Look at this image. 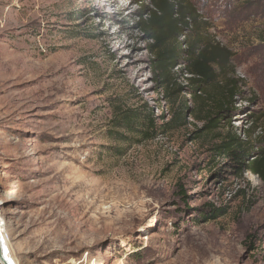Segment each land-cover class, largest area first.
<instances>
[{
	"label": "rangeland",
	"instance_id": "1",
	"mask_svg": "<svg viewBox=\"0 0 264 264\" xmlns=\"http://www.w3.org/2000/svg\"><path fill=\"white\" fill-rule=\"evenodd\" d=\"M181 1L239 84L213 130L186 64L170 86L154 72L149 0H0V221L17 264H264V183L217 150L264 149V0ZM145 106L168 124L155 138L116 127Z\"/></svg>",
	"mask_w": 264,
	"mask_h": 264
},
{
	"label": "trees",
	"instance_id": "2",
	"mask_svg": "<svg viewBox=\"0 0 264 264\" xmlns=\"http://www.w3.org/2000/svg\"><path fill=\"white\" fill-rule=\"evenodd\" d=\"M149 1L151 8L141 27L146 39L151 41L149 50L153 55L154 72L161 78L164 86H170L172 70L182 63L186 64L188 73L193 75L194 93L208 94L211 111L214 112V115L209 117L207 129L218 128L221 120L227 119L229 113L234 110L228 107L239 94L238 82L226 77L230 53L223 46L206 40L203 27L197 22L196 11L188 5H182L181 0ZM145 107L146 109L129 108L121 112L116 127L144 139L155 138L160 129L168 124L159 126L152 110ZM190 113L196 115L193 110ZM183 114L184 111L182 117ZM120 136V141L127 139V135ZM250 149V146L235 136L222 140L217 150L239 164L241 170L245 167L264 183V149L259 152V157L253 160V151ZM219 210L204 209L199 216L204 220L215 219L220 215Z\"/></svg>",
	"mask_w": 264,
	"mask_h": 264
},
{
	"label": "built area",
	"instance_id": "3",
	"mask_svg": "<svg viewBox=\"0 0 264 264\" xmlns=\"http://www.w3.org/2000/svg\"><path fill=\"white\" fill-rule=\"evenodd\" d=\"M0 227H3V230H0V245H1L3 243V240L4 241L8 240V236L6 235L5 224L3 220L1 221ZM2 256L3 259L0 258V264H17V262L15 261L9 250L4 251L3 249Z\"/></svg>",
	"mask_w": 264,
	"mask_h": 264
},
{
	"label": "water",
	"instance_id": "4",
	"mask_svg": "<svg viewBox=\"0 0 264 264\" xmlns=\"http://www.w3.org/2000/svg\"><path fill=\"white\" fill-rule=\"evenodd\" d=\"M2 252H3V249H2V246L0 245V258L1 259H3Z\"/></svg>",
	"mask_w": 264,
	"mask_h": 264
},
{
	"label": "bare ground",
	"instance_id": "5",
	"mask_svg": "<svg viewBox=\"0 0 264 264\" xmlns=\"http://www.w3.org/2000/svg\"><path fill=\"white\" fill-rule=\"evenodd\" d=\"M0 224H1V221H0ZM0 230H3V227H0ZM1 245H2V249H4L5 247L4 242Z\"/></svg>",
	"mask_w": 264,
	"mask_h": 264
}]
</instances>
